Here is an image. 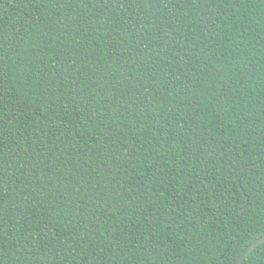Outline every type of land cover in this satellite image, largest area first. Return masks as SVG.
<instances>
[{"label": "trees", "instance_id": "trees-1", "mask_svg": "<svg viewBox=\"0 0 264 264\" xmlns=\"http://www.w3.org/2000/svg\"><path fill=\"white\" fill-rule=\"evenodd\" d=\"M262 236L264 0H0V264H235Z\"/></svg>", "mask_w": 264, "mask_h": 264}, {"label": "water", "instance_id": "water-1", "mask_svg": "<svg viewBox=\"0 0 264 264\" xmlns=\"http://www.w3.org/2000/svg\"><path fill=\"white\" fill-rule=\"evenodd\" d=\"M243 210V208L241 209V211ZM261 241H264V236L252 241L243 251L242 253L239 255V257L236 260L235 264H240L242 259L246 256V254L251 250V248H253L254 246H256L258 243H260Z\"/></svg>", "mask_w": 264, "mask_h": 264}]
</instances>
